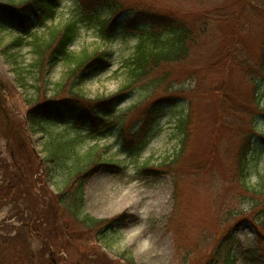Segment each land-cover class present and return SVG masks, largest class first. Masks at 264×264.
<instances>
[{
  "label": "rangeland",
  "instance_id": "obj_1",
  "mask_svg": "<svg viewBox=\"0 0 264 264\" xmlns=\"http://www.w3.org/2000/svg\"><path fill=\"white\" fill-rule=\"evenodd\" d=\"M26 1L0 0V3L21 6ZM115 2L121 10H128L134 14L159 11L165 13L174 8L184 10L181 19L188 32L192 34L194 44L189 46L187 59L182 63L160 65L150 72L149 78L165 76L166 86L173 84L174 89L186 94H175L179 100L167 106L165 110L167 115L160 119L154 138L141 154L131 156L129 150H122L119 141L113 135L97 142L89 139L88 142H81L78 145L73 156H78L79 160L85 158L87 153H91L95 154V160L103 159V162L110 161L114 164L100 166L92 173L90 171L95 168L88 172L86 170V175H82L85 191L84 209L96 219H110L125 212V225L109 232L98 244L112 261L118 260L123 252H128V256L132 257L135 264H178L173 254L171 233L166 230L167 222H169L168 227L170 222H174L180 236L192 242L196 240L195 245L199 247L200 252V257H195L198 264H207L212 255L205 252L202 246L206 242V237L225 239L233 231L232 226L236 220L243 214L250 216L255 212L258 213L261 208L256 206L264 202L263 193L258 189L264 186V150H258L261 151L262 156L253 157L251 160V172L247 179L249 186L257 188L256 193H242L237 200L229 201L231 196L229 197L227 188L220 192L217 187L215 208L225 204L219 209L207 210L209 201L207 186H222L219 183H224V186L237 184L233 179V173L242 136L248 132L247 116L245 113L232 116L231 120L236 122V125L228 127V123L222 120L220 105L238 99L246 109L249 107L251 86L247 79L259 76L257 66L260 60V39L263 28L254 27L255 23L246 27L242 20L233 19L231 16L234 10L233 2L224 5L223 11L229 16L223 19L216 16L215 0H181L180 2L115 0ZM75 6L73 0H61L53 25L63 26L72 17ZM251 19L256 20L257 24L262 21L250 14L245 16V21ZM47 24L50 25L49 22ZM39 30L44 33L43 29ZM17 33L18 31L12 28L0 29V81L6 87L5 92H8V95L3 93L5 96L0 100L3 104V112L7 113L3 118V112L0 111V136L8 127L12 128L13 136L21 134L25 116L34 104L43 101L45 97L52 98L54 94L56 99H63L71 84L67 83L60 93L55 92L56 83L64 82L61 78L68 65H71V61H59L52 67L42 66L40 78L36 74L37 71L31 68L34 56L28 42L19 47H12V50L4 49L19 36ZM118 35L114 40L106 42L98 39L97 36L96 38L94 30L82 27L80 37L70 47V51L76 58L80 53L106 52L109 55L108 64L100 74L83 79L79 83L82 89L72 90L73 93L81 95V98L71 94L70 91L68 93L75 97L76 104L90 108L93 106L92 100L102 96L111 97L130 85V90L135 91L116 110L119 112L126 109L127 120L124 124L127 131L138 119L134 108L141 106L139 101L143 98L138 86L140 83L146 85L149 82H131V79L125 76L126 61L136 46L137 38L135 35L128 37ZM9 54L15 55L16 63L8 57ZM243 60L247 62L246 65H243ZM247 70L254 73L249 75ZM193 77L195 83L190 84L188 80ZM21 78L26 84L24 89L20 88ZM258 86L262 95L260 106L264 109V77L261 78ZM222 88L223 93H221ZM167 94L168 92L163 88L154 90L152 94L145 95L146 99L142 103L147 106L151 101ZM40 97L42 99L38 101ZM34 99L36 101L33 103ZM185 109L189 110L190 115V130L185 140L188 145L186 158L190 154V160L196 168L201 166L204 168L208 165L209 170L202 176L187 168L180 171L176 182L179 186L178 198L185 199L181 203L172 193L174 180L170 175L156 174L158 177H154L142 174L140 168L142 165H157L163 158L171 157L172 152L177 148L179 134L175 120L184 113ZM255 127L258 133L264 134V117L256 122ZM45 130L48 135H60L63 139L79 136L61 123L47 124ZM48 135L46 137L40 133L28 135L33 153L39 160L46 158L44 142H48ZM24 138L27 139L26 136ZM2 143L3 140L0 138V160L11 170V159L7 149L2 147ZM188 163L189 161L184 165ZM40 164V180L46 185L39 183L37 186H47L56 193L69 184L75 166L74 159L67 161L66 165L61 166L57 171L51 169L50 164L45 161ZM82 164L83 161L76 166ZM204 177L216 179L219 183L205 181ZM10 215L12 221L16 222L18 216L15 208L12 211L5 209L0 212V227L3 229L8 224L4 220ZM232 235L237 242L236 249L232 252L235 264H264L260 260H264V238L259 237L249 224H242ZM228 253L229 251L224 250L220 263L223 264V259Z\"/></svg>",
  "mask_w": 264,
  "mask_h": 264
},
{
  "label": "trees",
  "instance_id": "obj_2",
  "mask_svg": "<svg viewBox=\"0 0 264 264\" xmlns=\"http://www.w3.org/2000/svg\"><path fill=\"white\" fill-rule=\"evenodd\" d=\"M73 1L76 6L72 17L61 27L52 24L45 26L46 22L55 18L60 0H28L24 6L19 8L11 4L0 3V28L9 24L18 31H23L22 33L29 37L28 43L34 56L31 68L37 71L36 74L40 78L43 71L42 66L52 67L55 63L66 60L72 62L62 75L61 80L64 82L56 83L57 90L55 92L59 93L67 83H71L64 98L56 99L54 94L52 98L45 97L43 101L37 103L42 99L40 97L36 102L37 109L33 110V116H29L27 120L28 122L33 120L34 124L31 122L33 133H36L35 128L39 127V123L48 122L63 123L79 135L68 139H63L60 135L49 138L44 148L45 161L51 163V169L57 171L71 159L77 163L83 161L82 166H77L72 171L69 184L55 194L47 186H37L39 183L43 185L46 183L40 180V164L33 153L29 140L24 138L26 136L24 130L21 134L13 136L12 128L8 127L6 132L1 135L2 147L9 153L12 169L10 170L0 160V171L2 172L0 177V212L5 209L12 211L15 208L18 219L13 222L10 215L4 220L8 222L4 229L0 227V264H53V260L55 264H135L132 257L128 256V252H123L116 261L110 260L98 245L99 241L109 232L125 225V212L110 219H96L84 209L83 174L86 175L85 171L88 172L92 168L95 169L90 173L97 171L100 166H106L112 162H103V159L95 160V154L91 153H87L85 158L79 160L78 156H73L74 151L77 150L81 142L86 143L89 139L97 141L100 137L106 138L109 135H114L118 136L124 148L131 150V155L139 154L155 135L160 119L167 115L165 112L167 106L173 105L179 100L175 94H186L181 90L174 89L173 84L166 86L165 76L149 78L152 69L160 65L182 63L187 59L189 46L194 44V40L181 19V16H184V10L174 8L165 13L159 11L134 14L128 10H121L115 0ZM175 1L180 2L181 0ZM228 2H233L234 10L231 14L233 19L242 20L241 22L246 27L255 23L254 27L262 26L263 28L260 39V60L257 66L259 76L247 79L251 86L250 104L247 109L238 99L220 105L222 120L228 123V127L236 125V122L231 120L232 116L245 113L248 132L243 134L236 155L233 179L237 181V184L224 186V183H219L216 179L204 177L205 181L222 185L207 186L209 199L207 210L219 209L225 204L215 208L217 187L220 192L227 188L229 197L231 196L229 201L237 200V197H240L242 193H256L257 188L249 186L247 182L251 172L250 162L253 157L262 156L261 151L258 150L264 149V134L258 133L255 127L256 122L264 117V109L260 106L262 95H260L258 86L261 78L264 77V0H215L217 3L216 16L218 15L219 19L229 16L223 11L224 5ZM248 14L262 21L258 24L254 19L245 21V16ZM120 16H122L121 19ZM36 19H39V22ZM38 24L45 26L44 33L33 32L34 29L38 30L36 29ZM81 27L94 30L98 39H105L107 42L116 38L117 32H120L122 37H128L133 34L129 32H133L135 29L137 31L135 34L137 43L126 61L125 76L127 79H131V82L145 81L149 83L146 85L140 83L138 86L139 92L143 96L139 101L141 106L134 108L137 111L138 119L127 131L124 124L127 120L126 109L112 112L117 102L123 101L135 91L130 90V85L126 86L125 90H120L121 92L117 95L107 98L102 96L92 100L93 106L90 108L76 104L75 97L68 93L70 91L71 94L81 98V95L73 93L72 90L82 89L79 83L86 77L97 75L106 63L104 62L106 52L102 54L98 53L99 51L91 54L80 53L78 58L74 56V53L69 52L68 47L77 40ZM20 43L21 38L18 37L15 38L12 45L16 46ZM246 64L247 62L243 60V65ZM254 68L256 69V66ZM251 73L254 72L247 70V74ZM188 81L190 84L195 83L194 77ZM128 83L130 82L128 81ZM160 88H163L168 94L145 106L146 104L142 103L146 99L145 95L152 94L154 90ZM223 92L222 88L221 93ZM175 127L179 134L177 148L172 152L171 157L167 156L157 165H142L140 172L154 177H157L156 174L158 176L170 175L174 180L172 190L174 198L183 203L185 199L178 198L179 186L176 182L180 171L187 168L202 176L209 170V166L196 168L193 161L190 160V154L186 158L188 145L185 140L190 130L189 110L185 109L184 113L176 118ZM188 161L189 163L184 165ZM258 189H261L264 198V186H260ZM256 207L261 208L258 213L255 212L257 216L243 214L234 222L233 231L225 239L206 237V242L202 246L205 252L212 255L207 264L212 262V264H222L220 257L224 250L229 253L223 259V264L236 263L232 252L236 249L237 242L232 233H235L242 224H249L259 237L264 238V202ZM168 224L169 222H167L166 230L169 234L171 233L173 254L178 264H198L196 258L200 257V252L199 247L195 245L196 240L192 242L188 238H183L179 235L174 222H170L169 227ZM34 245L36 246L33 247Z\"/></svg>",
  "mask_w": 264,
  "mask_h": 264
}]
</instances>
